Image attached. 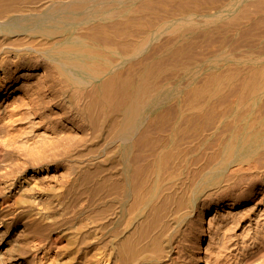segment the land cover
<instances>
[{
	"label": "bare ground",
	"instance_id": "1",
	"mask_svg": "<svg viewBox=\"0 0 264 264\" xmlns=\"http://www.w3.org/2000/svg\"><path fill=\"white\" fill-rule=\"evenodd\" d=\"M263 38L264 0H0V264H264L222 214L264 213Z\"/></svg>",
	"mask_w": 264,
	"mask_h": 264
},
{
	"label": "rangeland",
	"instance_id": "2",
	"mask_svg": "<svg viewBox=\"0 0 264 264\" xmlns=\"http://www.w3.org/2000/svg\"><path fill=\"white\" fill-rule=\"evenodd\" d=\"M264 39V38H263ZM261 45H264V41H263V43L261 44ZM260 45V46H261ZM259 46V47H260ZM252 203H249V208L247 209V214L245 215L244 214V212H243V208L241 207V206H238V207H235V208H226L225 210H224V212L222 213L223 215H224V218H225V220L227 221V222H229L228 224L229 225H233L234 223H236V224H239L238 225V227H235V226H237L236 224L235 225H231L232 226V229H231V226H228L229 227V233H231V231H234L235 233H238V235H240V233L241 232H244L245 230L247 231V232H244V233H246L245 235H246V237H247V233H249V236H248V238H246L247 239V243H248V247L249 248H253V249H258V250H261V253L264 251V245H260V244H262L261 242H259V239L262 237V235L264 236V221L263 220H258V218H263L264 217V213L263 212H261V209L259 210V211H257L258 212V215H256V213L254 212V210L253 209H251L252 207ZM241 208V209H240ZM240 209V210H239ZM227 210H228V212H227ZM231 210V211H230ZM237 210V211H236ZM252 210V211H251ZM235 211V212H234ZM242 211V212H241ZM232 212V213H231ZM229 213V214H228ZM234 213V214H233ZM228 217H227V216ZM254 215V216H253ZM260 216V217H259ZM252 217H256L255 219H253ZM246 218V219H245ZM249 219V220H248ZM253 219V220H252ZM231 220H234V221H231ZM256 220V221H255ZM254 221V222H253ZM248 222H249V224H248ZM253 222V223H252ZM257 222V223H256ZM258 223H261V225L260 224H258ZM255 224V225H254ZM251 225V226H250ZM257 225H260V226H257ZM245 228H244V227ZM256 226V228H258V231H257V229L256 228H254ZM263 227V228H262ZM235 230H234V229ZM253 228V229H252ZM262 230H261V229ZM241 229V230H240ZM259 230H261L260 232L262 233H260L259 232ZM257 231V232H256ZM244 233H241V235L242 234H244ZM254 233H255V235H256V237L257 238H255L254 236ZM261 235H260V234ZM252 234H253V236H252ZM259 234V235H258ZM244 235V236H245ZM254 237V238H253ZM242 240H243V237H239V243H241L242 244ZM251 241V242H250ZM240 244V245H241ZM253 244V245H252ZM255 244V245H254ZM259 244V245H258ZM252 245V246H251ZM256 246V247H255ZM259 246V247H258ZM262 247V248H261ZM261 248V249H260ZM263 250V251H262ZM263 254V257H264V252L262 253Z\"/></svg>",
	"mask_w": 264,
	"mask_h": 264
}]
</instances>
